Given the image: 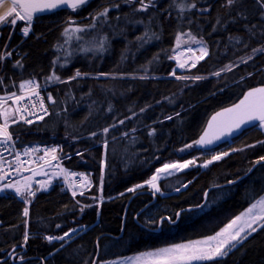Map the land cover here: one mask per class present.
Listing matches in <instances>:
<instances>
[{"label":"trees","instance_id":"1","mask_svg":"<svg viewBox=\"0 0 264 264\" xmlns=\"http://www.w3.org/2000/svg\"><path fill=\"white\" fill-rule=\"evenodd\" d=\"M140 7L139 0H89L76 11L34 17L28 36L20 21L1 30L0 55L16 46L24 56L19 65L0 60V94L35 78L53 83L55 98L41 121L14 124L10 133L20 144L59 143L65 166L90 171L92 187L74 199L55 184L28 207L1 193L0 264H92L95 257L96 263L211 236L264 193L263 132L251 128L213 148L195 147L214 111L264 84V8L257 0H153L146 11ZM105 8L107 14L98 16ZM70 23L86 29L74 43L65 34ZM178 36H193L208 50L195 67L176 73L188 78L169 76ZM53 75L60 80L49 79ZM214 150L228 155L203 170L194 166L160 180V189L173 193L158 195L138 213L152 196L129 188L163 164L200 163ZM187 206L196 208L172 223ZM163 216L171 222L150 230ZM78 226L63 240L45 239ZM193 264H264V226L226 255Z\"/></svg>","mask_w":264,"mask_h":264},{"label":"snow or ice","instance_id":"2","mask_svg":"<svg viewBox=\"0 0 264 264\" xmlns=\"http://www.w3.org/2000/svg\"><path fill=\"white\" fill-rule=\"evenodd\" d=\"M130 2V0H128ZM141 7L138 9L139 11H146L149 6L153 4V0H148V3H145L144 0H139ZM236 0H228V4L231 5L235 3ZM8 4L9 7L5 12L0 14V25H4L8 22L11 25L15 26L18 20L24 21L26 26L22 29L23 35L28 36L32 21L34 16L38 13L43 12H51L53 10L67 7L76 11L82 5L88 3V0H0V7H3L5 4ZM257 3L260 4L262 8H264V0H257ZM189 8H195V4H191L188 6ZM109 10L105 8L102 12L97 13L98 16H104L107 14ZM11 18V19H10ZM95 20L96 17H93ZM91 27H94L92 25ZM85 28H73V29H65V34H68L70 31L75 33L84 32ZM190 35V34H189ZM180 36L177 37V41L179 43ZM193 42H196L193 38ZM105 41H100V49L104 50ZM88 49H85L87 51ZM191 51V49H189ZM254 51H258L255 50ZM259 51H264V49H260ZM10 55V54H6ZM208 55L207 49L202 48L200 50V55L195 57V60L192 63V66L195 67L196 62L199 60H203L205 56ZM5 58L4 55H0V60ZM19 65V61L16 62ZM179 67H185L184 63H179ZM174 74V73H173ZM81 73L79 71L76 72L75 76H80ZM103 75V74H101ZM219 75V73H216ZM143 78V77H141ZM49 79H59L53 75L49 77ZM70 79H75V77H71ZM194 79H201V77H195ZM38 85H34L31 81H25L20 84V95L16 93H11L7 96L8 100L12 101V104L19 105L22 101L31 96H39V92L37 91ZM26 94V95H25ZM51 100V96L48 97ZM6 101L5 98L0 97V118H3V124H0V144L7 145L10 141H12V136L9 132V118L15 114L20 116V119L24 121V123L31 124L33 121L25 119L22 115V112L28 111L27 107L21 108L16 107L14 110L5 106ZM40 108L43 109L44 105L41 102ZM143 111V109H142ZM46 112V109H45ZM31 114V113H30ZM38 119H43V117H38ZM258 121L259 126L264 129V86L252 88L245 92L242 99L239 100L238 103L233 104L231 107L225 108L220 112L215 113L211 120L208 123V128L205 130L204 134L200 137L197 144H208L211 143L213 139H219L220 136L231 133L236 129H239L242 125ZM16 123V120L12 121ZM120 123H123L121 121ZM105 133L109 131L108 128L103 129ZM211 133V136H210ZM151 134V133H150ZM92 135H96L93 133ZM186 147H191V145H187ZM7 150V148L5 149ZM37 151L36 149H26L24 152L25 156L30 155L32 152ZM57 149H45L44 155L39 157L43 163L39 165L37 169H25V164H31L32 161L21 160V154L17 152L14 157V161L8 162L10 165L15 163V171L19 174L21 171L29 170L33 172V175L43 174V168L45 166H52V162L57 160ZM228 155V153H221L220 155L213 156L211 160L206 161L203 165L207 167L208 164H211L213 161L220 160L223 156ZM264 160V157L260 158ZM3 155L0 153V173H3ZM194 160L185 161L183 163H172V164H164L162 168H158L156 170V174H154L148 181L145 183L152 187L156 192H159L160 189L157 185V180L159 179L160 173H168L170 170H182L188 168L190 165L194 164ZM61 172L64 173L65 178L69 175H76L75 173H67L64 169H61ZM103 172V168H102ZM7 173L0 175V180H4ZM82 182L84 186H87L88 181L86 178L82 176ZM48 181L41 182V188H46L48 186ZM74 183V182H73ZM143 185H136L133 188H129L128 191L134 192L137 188L142 187ZM70 189L72 185H69ZM11 188L15 191L17 196H24L27 194L28 196H34L35 192L32 191L31 188V177H25L23 183L20 181H16L14 183H8L3 185V188H0V191L4 189ZM179 191V189H177ZM76 191H72V195L76 196ZM83 193L81 192V195ZM25 203H28L26 200ZM199 207V206H198ZM23 215L25 217L28 216V209L25 208ZM179 217L180 213L176 214ZM167 219L171 222L170 217L161 218L158 224H162L163 221ZM258 222L261 223V226H264V197H262L259 201L252 204L245 213H242L239 216H236L232 219L228 224H226L219 232L215 233L213 236H209L204 240H198L189 242L188 244H178L174 245L170 248L159 249L156 252H149L145 254L146 257L150 259H143L141 257L137 258V264H193V262H202V261H213L218 257H222L227 254L226 249L229 245L232 247L235 246V243H239L242 239L246 238L242 236L246 230L250 232L256 231V228L253 225H256ZM59 227V226H58ZM74 231V230H72ZM69 233L65 232L64 236L61 237H46L49 241L52 239H60L63 240L64 237L68 236ZM25 241L28 239V234L25 232Z\"/></svg>","mask_w":264,"mask_h":264},{"label":"built area","instance_id":"3","mask_svg":"<svg viewBox=\"0 0 264 264\" xmlns=\"http://www.w3.org/2000/svg\"><path fill=\"white\" fill-rule=\"evenodd\" d=\"M6 54H10V55H6ZM6 54H5V57L14 63L20 60L24 56V53L20 49H16L15 47L12 49V51H8ZM25 81H31L34 85H38V89H37V91L39 92L38 97L37 96L28 97L27 99L22 101L19 105H14L12 104L11 100L7 99V96L11 93L0 95V97L5 98V101H6L5 106L13 110L16 107H21V108L27 107L28 111L22 112V115L24 116L25 119L32 120L33 122L41 120V119H38V117H41V116L45 117L49 112L50 106L54 102L53 94L51 90L49 89L50 85L49 84L41 85L35 79H27L22 82H25ZM12 93H16L18 95L22 94L20 90V85H19L18 91L12 92ZM49 96H51L52 98L51 100L48 99ZM41 102L44 105L43 109L40 108ZM45 109H46V112H45ZM14 115H15L14 118L11 121H8L9 127L12 124H14L12 122L13 120H16V123L18 122L24 123V121L20 119V116L18 114H15L14 112ZM3 122L4 121H0V124H3ZM6 148L7 150H5ZM51 148L57 149V153H56L57 160L52 162V166H45L43 168V174L33 175V172L29 170H24V171H21L19 174H17V172L15 171V167H16L15 163H12L11 165L8 163V162L14 161L15 154L19 152L21 154V160L33 162L31 164H25L24 165L25 169H29V168L37 169L39 165L43 163V161H41L39 157H42L44 155L45 149H51ZM26 149H36L37 151L32 152L28 156H25L24 152ZM0 153H2L3 155V162H2L3 173H0V175L7 173V175L5 176V179L0 180V188H3V185L5 184L14 183L16 181H20L21 183H23L25 177H31V188H32V191L35 192L34 196H28L27 194H25L24 196H17L15 191L11 188L0 191V193L9 191L13 194V196H15L20 201H26V198L35 197L37 193L41 190H48L55 184V182H58L59 184H61L63 188H65L71 195H72L73 190H75L76 193L78 194L84 190H87L88 187L90 186V173L89 172L78 171V170H74V169L67 168L66 166H64L63 157L60 153V145L58 143L36 140V141L20 144L19 141L12 136V141H10L7 145L0 144ZM61 169H64L67 173H75L76 175L74 176L69 175L66 180L64 173L61 172ZM82 176L83 178H86V180L88 181L87 186H84L82 182ZM44 181L49 182L48 186L46 188H41V182H44ZM70 184L72 185L71 189L69 187Z\"/></svg>","mask_w":264,"mask_h":264},{"label":"rangeland","instance_id":"4","mask_svg":"<svg viewBox=\"0 0 264 264\" xmlns=\"http://www.w3.org/2000/svg\"><path fill=\"white\" fill-rule=\"evenodd\" d=\"M33 20H34V18H33ZM72 20V19H71ZM18 21H20V22H22V23H24L25 25H26V23L24 22V21H21V20H18ZM17 21V22H18ZM71 24V23H70ZM70 26V25H69ZM78 26L76 25V24H71V27H69V29L71 30V29H73V28H77ZM79 28H81V27H79ZM3 29V25H0V31ZM86 31V30H85ZM68 35L70 36V37H72L73 38V40L71 41L72 43H74L75 42V38H77L78 37V35H79V33H75V32H69L68 33ZM180 41H179V43L177 44V46H176V49L174 50V52L176 53V51L178 50V49H181V48H184V47H190V46H196V45H198V44H201V43H203L202 41H200V40H198V39H196L195 37H193V36H180ZM193 38L195 39V41L196 42H193ZM71 44V43H70ZM88 46V45H87ZM84 47H86V45H84ZM87 49H89V46L87 47ZM206 57V56H205ZM172 58V57H171ZM200 61V60H199ZM199 61H197L196 62V64L199 62ZM172 63H173V67H172V69H173V71H171V73H170V77H173V78H182V77H186V78H188V77H190V76H182V75H178V74H176L177 72H184V71H187V70H189V69H191L193 66H192V64H189L188 66H185V67H183V68H176V66H177V63H176V61L174 60V59H172ZM229 69V68H228ZM227 70V69H226ZM225 71V70H224ZM223 71V72H224ZM222 72V71H221ZM221 72H219V75L221 74ZM174 73V74H173ZM216 75V74H215ZM219 75H216V76H219ZM97 76H106V75H97ZM60 80V79H59ZM57 82V81H56ZM1 120L3 121V118H1ZM255 129H258V130H260L261 132H263L264 133V129H262L260 126H259V124L258 125H256V127H254ZM210 152H212L213 154H215V156H216V154L218 153V150H214V151H210ZM218 155H220V154H218ZM212 158H210V159H208V160H205V161H203V162H200V163H194V164H192V165H190L188 168H185V169H182V170H179V171H174V170H170V173L168 174V175H165L163 178H165V177H168V176H170V175H173V174H175V173H179V172H181V171H184V170H187V169H189V168H192V167H194V166H199L200 168H201V170H203L205 167L203 166L204 164H205V162L206 161H209V160H211ZM189 160H193V159H186V160H183V162H185V161H189ZM178 162H180L179 160H176V161H172V162H168V163H166V164H172V163H178ZM164 165V164H163ZM163 165L162 166H160L159 168H162L163 167ZM209 165V164H208ZM207 165V166H208ZM157 170V169H156ZM143 185L145 186V187H147V189L148 190H150L151 192H153V193H155L156 195H159V196H164V193L162 192V190L160 189V187H159V180H158V182H157V185H158V187H159V189H160V191L159 192H156L152 187H150L148 184H146L145 182L143 183ZM91 187H92V185H91ZM90 187V188H91ZM86 192V191H85ZM85 192H83V193H85ZM262 197H264V193L260 196V197H258L253 203H251L247 208H245L242 212H240L237 216H239V215H241L242 213H245V211L252 205V204H254V203H256L257 201H259ZM236 217V216H235ZM234 217V218H235ZM234 218H232V219H234ZM231 219V220H232ZM230 220V221H231ZM229 221V222H230ZM228 222V223H229ZM227 223V224H228ZM225 226V225H224ZM223 226V227H224ZM255 228H256V231L261 227V223L260 222H258L256 225H253ZM222 227V228H223ZM221 228V229H222ZM220 229V230H221ZM220 230H218L217 232H219ZM216 232V233H217ZM255 232V231H254ZM254 232H250L249 230H246V232L245 233H243L242 234V236H245L246 238L248 237V236H250L251 234H253ZM213 235H215V233L213 234ZM213 235H211V236H213ZM69 236V235H68ZM68 236H66V237H64V238H67ZM207 237H209V236H207ZM207 237H202V238H198V239H194V240H189V241H183V242H181V243H176V244H169V245H165V246H162V247H159V248H155V249H150V250H146V251H143V252H138V253H135V254H132V255H128V256H122V257H117V258H113V259H109V260H103V261H98V262H96L95 264H137V258L138 257H141V258H143V259H150V258H148V257H146L145 256V254H147V253H149V252H156L157 250H159V249H164V248H170V247H172V246H174V245H178V244H188L189 242H193V241H198V240H204L205 238H207ZM246 238H244V239H242L239 243H235V246L234 247H232L231 245H229L228 247H227V249H226V252H228L229 250H231V249H233V248H235L237 245H239L241 242H243ZM193 263H195V262H193Z\"/></svg>","mask_w":264,"mask_h":264},{"label":"water","instance_id":"5","mask_svg":"<svg viewBox=\"0 0 264 264\" xmlns=\"http://www.w3.org/2000/svg\"><path fill=\"white\" fill-rule=\"evenodd\" d=\"M60 9H70V8L62 7V8H59V9L53 10V11H51V12H55V11L60 10ZM51 12L38 13V14H36V16H40V15H44V14H48V13H51ZM34 17H35V16H34ZM262 86H264V84H260V85H256V86H253V87H251V88H248L247 90H245V91L242 93V95H241V96H240L235 102H233V103L230 104V105H227V106H225V107H222V108H220V109L214 111V112L208 117V119H207V121H206V123H205V125H204V127H203V129H202V131H201V133H200L199 136L197 137L196 141H198V140L200 139V137L204 134L205 130L208 128V123H209V121L211 120V117H212L215 113L220 112V111H222L223 109L228 108V107H231L233 104L238 103L239 100L243 98L245 92H247L248 90H250V89H252V88L262 87ZM258 123H259L258 121H254V122H251V123H248V124L242 125L239 129H236V130H234V131L231 132V133H226V134L220 136L219 139H213L211 143H208V144H197V143H195V147H196L197 149H206V148H211V147H214V146H217V145H220V144L226 143V142L230 141L231 139H234V138L240 136L244 131H246V130H248V129H251V128H253V127H256V125H257ZM210 136H211V133H210ZM196 141H195V142H196ZM234 182H235V180H234V181H229V182L225 183V185H230V184H233ZM137 189H139V188H137ZM208 190H209V189H208ZM208 190L205 191L204 196H203V201H202V203H201L200 205H203L204 202L206 201L207 194H208ZM140 192H149V193H151V195H152V197H153V200H152V201H149L144 207H142V208L138 211V213L141 212L142 210H144L145 208H147V206H149V204H151L152 202H154L155 199H156V194H154L153 192H150V191H148V190H147V191H146V190H145V191H144V190H136V193H140ZM195 208H196V207H194V206H187V207H184V208L178 210L177 213H180V215H181V213H182L183 211H190V210H193V209H195ZM138 213H137V214H138ZM177 213H176V214H177ZM180 215H179V216H180ZM164 217H167V216H164ZM164 217H162V218H164ZM178 218H179V217H177V215H176V218H175L174 221H172V223H175V222L178 220ZM124 219H125V215H123V222H124ZM160 220H161V218L159 219V221H160ZM166 220H167V219H166ZM74 233H75V232H74ZM96 247H97V253H98V251H99L98 239H97V241H96ZM23 249H25V246H23ZM97 253H96V254H97ZM11 259H13V255L11 256ZM95 260H96V257L94 258V261L92 262V264L95 263Z\"/></svg>","mask_w":264,"mask_h":264},{"label":"bare ground","instance_id":"6","mask_svg":"<svg viewBox=\"0 0 264 264\" xmlns=\"http://www.w3.org/2000/svg\"><path fill=\"white\" fill-rule=\"evenodd\" d=\"M8 7H9V5L7 3L3 7H0V14H2L3 12H5ZM202 48H206V46L203 43L198 44L196 46L184 47V48H181V49L177 50L176 53H174L172 55V59H174L176 61V63H177L176 68H178V69L181 68V67L178 66L179 63H184L185 66H188L189 64H192L193 61L195 60V57H197V56L200 55V50ZM189 49H191V51H189ZM207 52H208V50H207ZM223 71L221 73H223ZM178 163H183V161H180ZM174 171H176V170H174ZM169 173L170 172H168V173H160L159 174V179L163 178L165 175H168ZM154 174H156V170L150 175V177L147 179V181ZM158 180H157V182H158ZM76 181H78V180H76ZM170 193H173V192H165V195L170 194ZM160 227H161V224H158L157 225V228L150 229V230L159 231L160 230ZM80 228H81V226H78V227H75V228H71L67 232L70 235V234L74 233L75 231H77ZM72 230H74V231H72ZM61 236H64V234L61 235ZM61 236H55V235L48 234V235L45 236V239H46V237H61ZM46 240L49 241L48 239H46ZM56 240H58V239H52L51 241H56Z\"/></svg>","mask_w":264,"mask_h":264},{"label":"flooded vegetation","instance_id":"7","mask_svg":"<svg viewBox=\"0 0 264 264\" xmlns=\"http://www.w3.org/2000/svg\"><path fill=\"white\" fill-rule=\"evenodd\" d=\"M10 19H11V18H10ZM13 27H14V26H13V25H11V23H10V22H8V23H6V24H4V25H3V30H4V29H6V28L13 29ZM0 34H1V31H0ZM152 199H153V198H152Z\"/></svg>","mask_w":264,"mask_h":264}]
</instances>
